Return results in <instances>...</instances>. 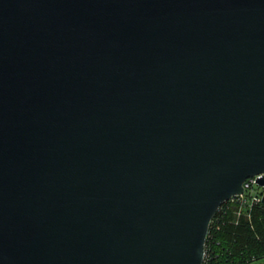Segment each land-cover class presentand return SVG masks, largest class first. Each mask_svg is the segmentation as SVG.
Here are the masks:
<instances>
[{"label":"water","instance_id":"95a60500","mask_svg":"<svg viewBox=\"0 0 264 264\" xmlns=\"http://www.w3.org/2000/svg\"><path fill=\"white\" fill-rule=\"evenodd\" d=\"M261 174L264 0H0V264H203Z\"/></svg>","mask_w":264,"mask_h":264},{"label":"trees","instance_id":"16d2710c","mask_svg":"<svg viewBox=\"0 0 264 264\" xmlns=\"http://www.w3.org/2000/svg\"><path fill=\"white\" fill-rule=\"evenodd\" d=\"M204 264H252L264 257V203L224 202L215 213Z\"/></svg>","mask_w":264,"mask_h":264},{"label":"built area","instance_id":"2783aa9c","mask_svg":"<svg viewBox=\"0 0 264 264\" xmlns=\"http://www.w3.org/2000/svg\"><path fill=\"white\" fill-rule=\"evenodd\" d=\"M260 176L264 177V174L256 175V176L249 177L248 179H246V181L244 182V192L242 194H239L237 196L232 197L231 199H229L227 201H231V202L237 201L241 205H246L249 207H252L253 205H256L259 203H264L263 202L264 185H260L258 182V178ZM220 207L218 208V210L220 209ZM211 222H212V220H211ZM209 229H210V227H209ZM208 233H209V231H208ZM207 238H208V235H207ZM208 258H209V253H208L207 240H206V249H205V256H204L203 264L206 261V259H208Z\"/></svg>","mask_w":264,"mask_h":264},{"label":"rangeland","instance_id":"374dc122","mask_svg":"<svg viewBox=\"0 0 264 264\" xmlns=\"http://www.w3.org/2000/svg\"><path fill=\"white\" fill-rule=\"evenodd\" d=\"M252 264H264V257H262L256 261H253Z\"/></svg>","mask_w":264,"mask_h":264}]
</instances>
